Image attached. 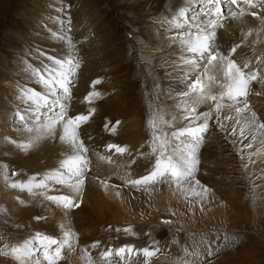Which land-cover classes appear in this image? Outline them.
I'll return each instance as SVG.
<instances>
[{
  "label": "rangeland",
  "instance_id": "rangeland-1",
  "mask_svg": "<svg viewBox=\"0 0 264 264\" xmlns=\"http://www.w3.org/2000/svg\"><path fill=\"white\" fill-rule=\"evenodd\" d=\"M182 7L189 9L188 17L191 18L193 15L199 14L201 3L198 0H0V118L3 116L1 113L3 107L6 106L5 109L10 107L4 120L2 133L0 132V191L6 193L3 195L0 192V236L2 238L0 264H13L11 260L17 263L18 261L11 254L6 255L5 253H8L11 247L35 237L36 233L55 236L53 233L54 226L59 228V231L56 232L58 239H63L65 233H71V236L68 237L71 248H65L62 251V259L58 260L57 264H73L72 257H74V251L77 248L75 246L80 244V240L83 242V238H80L81 233L76 231L75 225L72 226L74 221H78V219L85 221L84 225L87 230L84 229V231L87 233L82 234L86 239L90 241L97 239V234L100 231L102 234H108L109 243L106 246L108 248L104 249L111 250L112 255L105 257L106 250L102 254H95L94 248L90 247L88 254H86L89 259L92 258L93 264H135V262L141 261L142 246H137L134 243L145 242L143 238H150L156 231V226H163L164 233L158 240L159 242L157 241L152 247L155 251V254L150 258L152 264H213L209 261H214L215 264H226L228 261L227 254L232 251H249L250 249V254L248 252L236 256L239 262L233 264H264V169L256 174L251 172V174L246 175L242 172L241 165L232 163L229 156H234V154L240 158L244 156L247 164L253 161L252 151L247 150L251 147L245 148L244 143H242V140L253 134L249 133L248 135L245 131V137H242L239 134V128L241 123L251 121L252 112L257 114L258 121L264 122V92L260 91L261 88H264V68L251 64V61L248 60L249 67L245 71L259 73L257 79L249 84L248 95L238 97L237 102L225 99L221 102L225 105L221 108L223 114H218L219 116L212 114L213 117L208 118V128L200 134L203 139L195 152L199 161L194 172L195 175L188 177L179 187L169 176L159 178L157 182L147 186L134 187L129 183V181L147 175L153 170L155 159L159 154V150L156 153L152 151L153 147L156 146L154 134L165 139L167 129L171 128L172 123L176 125L175 122L177 121L178 127H181L184 123H191L190 121L194 119L192 116V118L187 117L185 121L179 122L185 118L186 112L180 114L181 118L178 120L175 119L174 114L163 112L162 106L165 100L157 99L162 91L160 90L162 88L161 80L156 69H154L158 54H153L156 51H150L151 47L148 46L150 43L148 41L149 32L153 33L152 42H155L161 33L165 35L164 40L167 39L166 41L170 43L180 42L176 36L180 30L172 27L169 21ZM241 11H243V15H240ZM233 12L238 17L235 19L244 20L242 23L246 27L242 31L235 27L234 18L230 15ZM252 12L258 14L256 19L252 15V17L250 16ZM224 16L227 19L220 20L224 26L223 29H217L216 39V46L222 53L228 55L229 50L234 45H239L231 56V58L236 59L237 55H245L241 51L246 53L244 47L251 44L255 49H252L251 55H264V47L261 48L257 44L260 39L257 36L264 33V4H257L256 7L243 3L238 6L226 4ZM207 19L210 18L201 17V22H206ZM166 22L167 25L164 28L163 24ZM100 24L101 27H99ZM103 30L107 40H104ZM184 30H187V26ZM260 40L262 43L264 42L263 39ZM111 47L117 48L119 54L122 51L125 56L129 54L130 58L127 60L130 61L131 65L137 66V69L131 67V70L133 72L135 70L134 75L137 78L140 76L143 79V84L148 83L150 75L159 82L155 81L151 85L153 90L149 92V96H152V101L148 104L149 108H145L143 104V108L138 107L139 114L142 113L146 116L147 111L150 112L149 125L141 124V134L134 135V132H131V137L122 143L115 141L114 137L105 140L107 146L102 148L103 139H98L95 133L87 132L95 126V121L98 118L104 122H101L99 128L106 129V133H112L111 128L113 126L116 131V129L126 125V120L122 122L126 118L117 116L120 115L121 111L118 106L120 97L117 94L122 91V88L115 85V82L122 79L121 73L117 71V58L109 59L103 54ZM183 53H185L184 50ZM53 57L58 60L71 58L80 64L76 75L71 78L70 98L64 101L67 105V115L74 117L76 114H88L91 109L99 110L96 117L94 116L95 112L92 113L88 122L81 124L78 129L79 137L88 149L86 153H82L88 160L84 170V183L81 185L86 190L71 196L74 202L79 205V207L71 209H66L45 199L48 195H66L65 190L72 191L73 189L67 184L47 181V187H34L32 192L10 186L13 183L27 184L32 177H35L32 183L37 184L46 174L55 170L63 171L60 167L61 162L68 156L74 155L68 143L63 142V146L58 144L59 138L57 137L62 134L61 126L56 128L54 136L41 139L27 151L18 147L19 143L27 141L33 135L24 129L23 123L18 117V114H23L26 120H29L31 112L35 108L32 101L27 100L26 93H30L31 90L47 93V89L34 75L33 70L39 69L44 72L46 69L55 68L56 65L50 59ZM97 57L101 62L99 61L94 68L95 79H85V89L78 91L80 88L79 78H83L85 69L89 67L88 65H92L90 61ZM238 58H242L239 62H245V57ZM157 66L159 70L164 71L165 67ZM187 69V67L183 70L171 68L174 72H180L178 76L182 78L181 81L186 83V85L183 83V86L185 88L187 86L186 89L189 91L190 79L186 76ZM195 75L192 74L191 79H195ZM97 79L100 82L93 84V81ZM117 79L120 80L117 81ZM253 83L259 86L258 91L251 86ZM101 90L106 91L107 97L115 102V105L111 106L112 111H109L107 106L101 107V109L94 107L98 98L105 97L102 94L101 97L93 96L86 99L90 92ZM138 91L140 92V90ZM144 95L146 97L148 92ZM162 96L161 94L160 98ZM245 102L250 106V110L236 112L235 109L243 108ZM89 103L92 106H84ZM228 104L231 106L226 107ZM175 108L173 106L172 109ZM78 109L82 111H78ZM41 110L44 111V109ZM183 110H187V108H182ZM226 117H230V119ZM241 120L243 121L241 122ZM237 121L240 123L237 124ZM203 122L204 117L201 116L198 123L201 125ZM32 126V123H29V127ZM234 127L237 129L235 135L232 134ZM179 133L180 135L175 138L176 142L174 141L173 146L169 145L170 150L171 147L175 150L176 157L182 150L181 148L186 147V145L191 147L194 144V138L190 133L183 131ZM254 134L257 135L252 144H264V130H260L258 127ZM137 136H139V140L134 141ZM132 143L137 147L140 145L139 148L132 149ZM109 145L125 147L126 151L122 154L117 153L115 148L109 149ZM210 147L214 149L210 150ZM205 150L206 153L203 156L202 151ZM48 156H53L57 160L52 162L50 166L44 167L42 161ZM182 157H187V154H183ZM114 160L119 161H116L118 164L126 163L129 166L127 167L126 164L123 166L116 165ZM226 160L228 162L224 163ZM120 167L124 169L127 167V170L133 167L137 173L133 171L130 175L127 173L125 175L123 171L126 169L121 171L122 168ZM199 180V184L190 189ZM94 182L102 183L106 187L105 190L94 187V191H90V186ZM2 188L3 190H1ZM205 188L209 190L207 193L204 192ZM167 190L186 191L185 199L195 202L194 205L199 210H193L187 215L169 209L171 203L166 197ZM139 194L146 195L144 198L146 201L150 200L153 211H149L151 205L148 209H129V195L140 196ZM5 199L16 208L13 210L15 215L17 214L16 218L3 203ZM123 200L126 201L127 206L122 203ZM47 202L50 205L49 210L44 204ZM28 205L29 207L25 208ZM39 207L40 209H38ZM125 208L129 209L130 212ZM52 209L54 213L51 211ZM80 214H83L82 217ZM116 214L119 216L116 217ZM22 217L25 218V221H21ZM118 217H120L119 220L116 219ZM126 228H129L130 231H124ZM117 229L123 232L120 233ZM136 230H141L140 238H135ZM126 242L134 244L133 248L136 250L117 255L114 247L118 244L127 245ZM181 257L182 259H180ZM34 259H39L40 264H47V261L43 260L41 251L35 252Z\"/></svg>",
  "mask_w": 264,
  "mask_h": 264
},
{
  "label": "snow or ice",
  "instance_id": "snow-or-ice-1",
  "mask_svg": "<svg viewBox=\"0 0 264 264\" xmlns=\"http://www.w3.org/2000/svg\"><path fill=\"white\" fill-rule=\"evenodd\" d=\"M198 2L201 3V9L198 15H193L189 18V9L182 7L177 10L169 23L175 29L180 30L176 36L184 52L188 54L186 57H182V63L188 68L186 76L190 78L188 85L189 92H185L184 95H189V93L195 94L194 102L197 104L213 102L216 111H219L225 107L221 103L225 99L236 102L238 97H246L248 95L249 84L256 80L259 75L258 72L245 71L249 67L248 62H237L231 58L239 45H234L229 50L228 55L222 53L216 46L217 29L223 28L224 26L220 20L227 19L224 16V6L226 4L238 6L243 3L256 7L257 4H264V0H256V2L254 0H198ZM243 14V11H241L240 15ZM230 15L234 19L238 18L234 12ZM251 15L255 17L258 14L252 12ZM201 17H208L210 19H207L206 22H201ZM185 26H187L186 31L184 30ZM50 59L56 65L55 68L46 69L44 72H41L39 69L33 70L34 75L38 77L40 83L47 89V93H40L36 90H31L30 93H26L27 100L32 101L35 108L32 110L29 120H26L23 114H18V117L23 123L24 129L29 133H33V135L27 141L19 143L18 147L27 151L34 147L41 139L54 136L56 128L62 125V134L59 139L70 145L74 155L68 156L67 159L61 162L60 167L63 171L55 170L50 174H46L37 184L32 183V180L35 179V177H32L27 184L13 183L10 186L20 188L22 191L27 189V191L32 192L34 187L45 188L47 187V181H55L59 184H67L73 191L79 192L81 185L84 183V170L88 163L86 156L82 153H86L88 149L84 146L83 140L80 139L78 129L81 124L88 122L92 113L95 112V109H91L86 115L78 114L74 117L67 115V105L64 101L70 98L71 78L76 75L80 64L74 62L71 58L58 60L53 57ZM210 72L212 73L211 75L209 74ZM192 74H196L195 79H191ZM99 82V80H96L93 81V84ZM215 86L222 89L218 94L213 92V87ZM61 93H63V96H61ZM99 95V92H90L86 99ZM41 109H44V111ZM235 110L238 113L247 111L250 110V106L245 102L243 108H236ZM190 111L194 113L196 109L192 108ZM210 115V112L196 115V120H199L201 116L204 117L203 124L195 128H186L183 130L192 135L194 144L191 145L188 156L182 157L179 161L168 154L167 139H162L154 134V144L156 146L153 147L152 151L156 153L159 150V154L155 159L153 170L147 175L129 181V183L134 187L141 185L147 186L154 184L159 178L169 176L177 187H179L188 177H192L199 163L195 152L203 139L200 134L207 130V120ZM251 115V121H246L239 128V134L242 137L250 125H256L258 123L259 129L264 130V122H258L255 112H252ZM226 118L230 119V117ZM29 123H32L33 126L29 127ZM150 123L152 122L150 121ZM239 123L237 121V124ZM111 131L115 132L114 126L111 128ZM236 132L237 129L235 127L232 128V134L235 135ZM172 135L175 136L177 134L173 133ZM12 142L16 143L15 141ZM108 147L109 149L115 148L116 152L121 154L126 151L125 147L118 145H109ZM247 147H251V145L249 144ZM196 183L199 184V181ZM208 191V189H204L205 193ZM45 199L55 202L66 209L79 207L69 195H48ZM124 231L127 232L130 229L126 228ZM69 236H71V233H65L63 239H58L54 236L36 233L35 237L23 241L20 245L11 247L9 252L5 254H11L19 264H40V260L34 259V255L36 251H41L43 260L47 261V264H57V261L62 259V251L65 248H71L70 240L68 239ZM37 244L39 245L38 248ZM132 251L133 246L125 245L117 249L116 254L123 255L126 252L131 253ZM142 251L149 257L155 254L154 251L148 248H144ZM111 255V250L104 253L105 257ZM209 255H211V252H209Z\"/></svg>",
  "mask_w": 264,
  "mask_h": 264
},
{
  "label": "bare ground",
  "instance_id": "bare-ground-1",
  "mask_svg": "<svg viewBox=\"0 0 264 264\" xmlns=\"http://www.w3.org/2000/svg\"><path fill=\"white\" fill-rule=\"evenodd\" d=\"M251 16V14H250ZM247 17V16H246ZM252 17V16H251ZM257 16H253L254 19H256ZM252 18V19H253ZM248 19V18H247ZM234 23H235V27L236 29L238 28V30H243V28H245L246 26H244V24L242 23V21L244 20H238V19H233ZM247 21V20H245ZM250 22V21H249ZM255 22V20H254ZM167 25V22L165 24H163V27L165 28V26ZM99 27H101V24L99 25ZM223 29V28H222ZM162 31V30H161ZM259 33V32H258ZM102 34H104V40H107V37H105V31L103 30L102 31ZM152 35L153 33L149 32L148 33V41L150 42L148 44L149 47H151L150 51H156L155 53L153 54H158L157 58H156V67L154 69H156V72H157V75L159 76V79L161 80V85H162V88L160 90H162L160 93H159V96L157 99H162L165 100V102H163V112H165L166 114H171L173 115L174 114V117L175 119H179L181 118V115L180 114H183L184 112H186V114H184V119L182 118L181 121L179 122H182V121H185V119L188 117H191L192 116L194 117L193 121H190L191 123H184L183 126L181 127H178L177 125V121L175 122L176 125H174V123L171 124V128L167 129V134H166V139H167V146H168V154L169 155H172L173 158L177 161H179L183 154H187L188 156V153L190 151V147L188 145H186V147L184 148H181L182 150H180V153L178 155V157H176V152L175 150H173V148L171 147V150L169 149V145L171 144V146H173V143L174 141L176 140L175 138L180 135L179 132H182L184 129L186 128H195V127H198L200 124L198 123V120L195 119V116L196 115H199L200 113H204V112H210L211 115L210 117H213L212 114H215L216 116L219 114V115H222L223 113L221 112V109L219 111H216L215 109V104L213 102H208V103H200V104H197L194 102V95L193 93H189V95H184L185 92H189L186 86H183V83H185L184 81H181L182 78H180L179 73L180 72H174L171 70L172 69H180V70H183L184 68H186L187 66H185L183 63H182V57H186L187 56V53H183V48L179 43H170L169 41H166L164 40L165 38V35L164 33H161L160 35H158V38L155 42H152ZM258 38L260 39H263L264 40V33H262L261 35L257 36ZM42 39V37H41ZM258 40L257 44L259 47H264V42L262 43L261 40ZM172 40V39H171ZM222 40V39H221ZM223 42V41H222ZM108 43V42H106ZM254 47L250 44V45H247L244 47L246 53L244 51H241V53H244L245 55H242V56H236V61L239 62L242 58H238V57H245L244 61L247 62L248 60L251 61V64H255L256 66H260L261 68H264V55H255V54H252V49ZM147 49V48H146ZM264 49V48H263ZM60 50V49H59ZM255 50V49H253ZM129 51V50H127ZM123 51L121 54L118 53V50L117 48H109L106 52H104L103 54L105 55V57L111 59V58H117L116 59V66H117V71L121 73L122 75V79H117L120 80L119 82H115V85L119 88H122V91L119 92L117 95H119L120 97V104L118 105L119 108H120V115H117V116H121V117H124L126 119L122 120V122H124L126 120V125H124L123 128H119V129H116L115 132H112V133H106V129H102V128H99L100 127V124L101 122H103V120L99 119L97 121H95V126L92 127L91 131L87 130V132H91V133H95L96 137L98 139H103V142L101 143V147H106L107 146V142L105 140H108V139H111L112 137H114L115 141H119V142H124L128 137H131V132H134V135H137V134H141V131H140V126L141 124H146L149 125V122H148V119H150V112L147 111V115L144 116V114H139L138 113V107L139 108H143L142 107V104L145 106V108H149L148 107V104L150 103V101H152V96H149V92L153 90V87L151 86L152 84H154L155 81L159 82L157 79H153V77L150 75L148 77V83L145 82V84H143V79L138 76L139 78L136 77V75H134V72L131 70V67H133V69H137V66L136 65H131V63H129L130 61L127 60L129 59V54L125 56V54L123 55ZM152 54V55H153ZM251 55V56H249ZM106 58V59H107ZM233 59V58H232ZM114 60V59H113ZM155 60V59H154ZM100 61V59L95 58V59H92L90 61V63H92V65H88L89 67H87V69H85L86 71L83 72V75L82 77L83 78H79V84H80V88L78 89V91H82L83 89H85V79H95V73L93 71L94 68L97 66L98 62ZM111 61V60H110ZM101 62V61H100ZM106 62V61H105ZM138 62V61H137ZM153 63V62H152ZM159 65L160 67L164 68V71H161L159 70L158 66ZM111 66V65H110ZM112 69V68H111ZM115 69V68H114ZM139 69V68H138ZM146 70V69H145ZM188 70V69H187ZM113 71V70H112ZM81 72V71H80ZM99 72V71H98ZM155 72V73H156ZM101 74V72H100ZM119 74V73H118ZM136 74V73H135ZM210 75L212 74L211 72L209 73ZM80 75V73H79ZM104 76V75H103ZM118 77V76H117ZM193 78V77H192ZM195 78V77H194ZM112 79V77H111ZM190 79V78H189ZM78 80V79H77ZM98 80V79H97ZM221 80H222V77H221ZM116 81V80H115ZM106 82V81H105ZM88 83V82H87ZM86 83V84H87ZM114 84V83H113ZM148 84V85H147ZM186 85V83H185ZM251 86H253V88L258 91L259 89V86L258 85H255V83L251 84ZM93 87V86H92ZM104 87V85H103ZM115 87V86H114ZM140 90V92L138 91ZM222 89H220L218 86H215L213 87V92L215 94H218ZM261 92H264V88H261L260 89ZM148 92V95L145 97V93ZM80 93V92H79ZM100 95H104L102 98L100 95L101 98H98L95 102H96V105L94 106L95 108H100L101 107H105L107 106L106 108L109 110V111H112L111 109V106H114L115 105V102L112 100V99H109L107 97V93L106 91H99ZM121 93V94H120ZM84 94V93H83ZM161 94L163 95L162 98L161 97ZM111 95V94H110ZM116 95V96H117ZM98 96V97H99ZM111 97V96H110ZM118 97V96H117ZM112 98V97H111ZM114 98V97H113ZM232 102V101H231ZM237 102V101H236ZM92 106L91 103L89 104H85L84 106ZM173 106H175L176 108L173 110ZM228 106H231V104L229 105H226V107ZM8 107V106H7ZM83 107V106H81ZM6 106L3 107V111L1 112L3 116H1L0 118V132L2 133V130H3V125H4V120L9 112V108L5 109ZM137 108V109H136ZM182 108H187V110H183L182 111ZM192 108H195L196 111L194 113H192L190 110ZM11 110V109H10ZM230 110V109H229ZM78 111H82L80 109H78ZM103 111V110H102ZM144 111V110H143ZM99 112V110H95V114L94 116L96 117L97 113ZM181 112V113H180ZM101 113V111H100ZM103 113V112H102ZM110 113V112H109ZM231 114V113H230ZM77 115V114H76ZM75 115V116H76ZM86 115V114H85ZM109 115V114H108ZM218 115V116H219ZM242 115V114H241ZM93 116V117H94ZM116 116V117H117ZM92 117V118H93ZM115 117V118H116ZM220 117H223V116H220ZM225 117V116H224ZM243 117V116H242ZM259 118V117H258ZM111 119V118H110ZM120 119V118H118ZM242 119V118H241ZM245 119V118H244ZM252 119V118H250ZM106 120V119H105ZM223 120V119H222ZM239 120V118H238ZM249 120V119H248ZM259 120V119H258ZM243 120H241L242 122ZM220 122V121H219ZM224 122V120L222 121ZM226 122V121H225ZM258 122H261V121H258ZM104 123V122H103ZM107 124H110V122H107ZM219 124V123H218ZM93 125V124H91ZM241 126H243V124L241 123L240 124ZM86 126V125H85ZM83 126V127H85ZM62 127V125H61ZM219 127V126H218ZM89 128V127H88ZM258 128V123L256 125H250V127L248 129H246L245 131L248 133L253 134V135H249L248 138H245L244 140H242V143H244V147L247 148V144H251V148L250 149H247V150H251L252 151V154L251 156L253 157V161L252 162H249L248 164L246 163V159L244 156H242L241 158L238 157L236 154L233 155H229L231 158V162L232 163H235V164H240V168L242 170V172L246 175H249L254 173L256 174L257 172L259 171H262L264 169V144H252L253 143V137H255L256 135L254 134V131H256ZM6 129V128H5ZM139 129V131H138ZM217 129V128H216ZM219 130H221L219 128ZM58 131V130H57ZM60 131V130H59ZM144 131V129H143ZM184 132V131H183ZM220 132V131H219ZM4 133H5V130H4ZM61 133H62V128H61ZM173 133H176L177 135H172ZM222 134V133H221ZM61 135V134H59ZM144 135V134H143ZM146 135V134H145ZM247 135V134H246ZM245 137V136H244ZM59 138V137H57ZM144 138V137H142ZM141 138V139H142ZM130 139V138H129ZM134 139V138H133ZM132 139V140H133ZM49 140V139H47ZM57 140V139H56ZM139 140V136L135 137L134 141H138ZM229 140V139H228ZM256 140V139H255ZM52 142V141H51ZM131 142V141H130ZM176 142V141H175ZM55 143V142H54ZM67 143V142H65ZM183 143V142H182ZM181 143V144H182ZM232 143V142H231ZM41 144V143H40ZM47 144V143H46ZM59 145H62L63 146V142L59 139ZM124 144V143H123ZM39 145V144H38ZM54 145V144H53ZM66 145V144H65ZM140 146V145H139ZM139 146H135L133 143H132V149H136L139 148ZM231 146V145H230ZM234 146V144H233ZM45 147V146H43ZM48 147V146H47ZM146 147V146H145ZM39 148V147H38ZM230 148V147H229ZM34 149V148H33ZM54 149V147H53ZM131 149V150H132ZM203 149H205V147H203ZM210 150H213L214 148H209ZM234 149V148H232ZM46 150V149H44ZM64 150H65V147H64ZM209 150V151H210ZM223 150V149H222ZM231 150V149H229ZM134 151V150H133ZM208 151V150H207ZM227 151V150H226ZM40 152V151H39ZM224 152H225V149H224ZM232 152V151H231ZM16 153V152H15ZM33 153V152H32ZM45 153V152H43ZM203 156H205V153H206V150L205 151H202ZM222 153V152H221ZM226 153V152H225ZM255 153V155H254ZM178 154V153H177ZM224 154V153H222ZM230 154V153H229ZM52 155V153H51ZM32 156V155H31ZM215 156V155H214ZM20 159V158H18ZM43 159V158H42ZM125 159V158H124ZM57 160V158H54L53 156H48V157H45L42 161V163L44 164V167H48L52 164V162H55ZM113 160V159H112ZM41 161V160H39ZM117 160H114V162L116 163ZM124 161V160H123ZM140 161V160H139ZM212 161V160H211ZM119 162V161H117ZM228 160H226L224 163H227ZM40 163V162H39ZM112 163V162H111ZM115 163H113V165H115ZM202 163H205V162H202ZM36 164V163H35ZM34 164V165H35ZM124 164V163H123ZM123 164H118L116 163V165H120V166H123ZM126 164V163H125ZM124 164V165H125ZM138 164V163H137ZM137 164H133L134 166H136ZM206 164V163H205ZM211 164V163H210ZM115 165V166H116ZM155 165V164H154ZM153 165V166H154ZM245 165H247V167H245ZM127 166V164H126ZM129 166V164H128ZM127 166V167H128ZM206 166V165H205ZM208 166V165H207ZM206 166V167H207ZM112 167V166H111ZM118 167V166H116ZM126 167V168H127ZM131 167V166H130ZM136 167H140L139 165L136 166ZM36 168V167H35ZM40 168V167H39ZM114 168V167H113ZM122 168V167H120ZM125 168V169H126ZM119 169V168H118ZM124 168L121 169V171H123ZM124 169V170H125ZM138 170V169H137ZM140 170V168H139ZM149 170V169H148ZM210 170V169H209ZM120 171V169H119ZM134 171L133 167L132 168H128V170L126 169L125 171H123V173L126 175H130L132 172ZM152 171V170H151ZM136 172V171H134ZM142 172V171H141ZM201 172V171H200ZM209 172V171H208ZM137 173V172H136ZM207 173V172H206ZM141 174V173H140ZM148 174V173H147ZM195 175V174H194ZM200 176V175H199ZM253 176V175H252ZM105 178V177H104ZM200 178V177H198ZM103 179V178H102ZM106 179V178H105ZM196 179V178H195ZM202 179V178H200ZM205 179V178H204ZM41 180V179H40ZM193 182V181H192ZM200 182V180H199ZM197 183H195L193 186L190 187L191 188H194L196 186ZM89 185V184H88ZM186 185V184H185ZM188 185V184H187ZM86 187V186H85ZM94 187L95 188H98V189H101V190H105V186L102 184V183H97V182H94L91 184L90 186V191H94ZM4 188V187H3ZM3 188L1 190H3ZM88 188V187H86ZM139 189V188H138ZM137 189V190H138ZM6 190V189H5ZM86 189H84L83 187H81L80 191H84ZM116 191V190H115ZM188 191V190H187ZM3 195H6L5 192L3 191H0ZM8 192V191H7ZM65 193L69 194L70 196L72 195H75L77 192L76 191H69V190H65L64 191ZM101 192V191H100ZM138 192V191H137ZM146 192V191H145ZM150 192V191H149ZM167 195L166 197L168 198L169 202L171 203L169 209H173V211H176V212H179L181 214H190L193 210H199L198 207L195 204V202H191V200L189 199H185V195H186V191H173V190H167ZM118 193L119 190H118ZM134 193V192H133ZM154 193V192H153ZM157 193V192H156ZM66 194V195H67ZM144 194V193H143ZM151 194V193H149ZM113 195V193H112ZM140 195V194H139ZM153 195V194H152ZM130 198H128V207L130 210H137V209H148L149 206L151 205V202L150 200H147L144 198V196L146 195H140V196H135V195H129ZM3 197V196H2ZM128 197V196H126ZM151 197V196H149ZM148 197V199H149ZM154 197V195L152 196ZM111 198V196H110ZM100 199V198H99ZM154 199V198H152ZM155 199H158L157 197H155ZM120 200V199H119ZM118 200V201H119ZM127 200V199H126ZM160 200V199H159ZM5 202H3L6 207L8 208V210L11 212V214H14V217L16 218L17 214L15 215V210L16 208L11 205L9 203V201H7L6 199L4 200ZM117 201V200H116ZM117 201V202H118ZM125 204V200H123ZM155 201V200H154ZM158 202V201H156ZM162 202V201H161ZM122 203H120L122 206ZM46 206H47V209L49 210L50 209V205L49 203H44ZM119 205V204H118ZM126 205V204H125ZM20 206V205H18ZM24 206V205H22ZM35 206V205H34ZM37 206V205H36ZM40 206V204H39ZM119 206V207H120ZM127 206V205H126ZM154 206V205H153ZM17 207V206H16ZM28 206H25V208H28ZM42 207V206H41ZM44 207V206H43ZM118 207V208H119ZM124 207V206H123ZM127 207V208H128ZM121 208V207H120ZM125 208L126 210H129ZM33 209V208H32ZM37 209V208H36ZM40 209V207L38 208ZM43 209V208H42ZM155 209V208H154ZM18 210V209H17ZM82 210V209H81ZM129 210V212H130ZM53 212V209L51 210ZM50 211V212H51ZM149 211H153V207L152 205L150 206V210ZM22 212V211H21ZM116 212V211H115ZM118 212V211H117ZM172 212V211H171ZM17 213V212H16ZM48 213V212H46ZM54 213V212H53ZM178 213V214H179ZM74 214V213H73ZM72 214V215H73ZM118 214V213H117ZM116 214V217L119 216ZM133 214V213H132ZM140 214V213H139ZM19 215V214H18ZM75 215V214H74ZM81 217L83 214H80ZM122 215V214H121ZM131 215V213H130ZM129 215V216H130ZM137 215V214H136ZM149 215V214H148ZM38 216V215H37ZM49 216V215H48ZM79 216V215H78ZM127 216V214H126ZM134 216V215H133ZM144 216H146L144 214ZM20 217V215H19ZM123 217H125L123 215ZM51 218V217H50ZM115 218V217H114ZM126 218V217H125ZM124 218V219H125ZM145 218V217H144ZM116 219H120V217L116 218ZM122 219V218H121ZM75 220V219H73ZM161 220V218H160ZM9 221H10V218H9ZM21 221H25V218H21ZM115 221V220H114ZM123 221V220H122ZM161 222V221H160ZM85 221L83 222L82 220H79L78 221H74V224L72 226L75 225L76 227V231L78 230L81 234V237L80 238H83V242L80 240V244L78 246H75L77 247L76 250L74 251V257H72V263L73 264H93L92 262V258L89 259V257L87 256L88 254V251H89V248L90 247H93L94 250H95V254H102L103 252H105L104 250L107 251V249H104V248H108L106 247L107 244L109 243V237H108V234H102L100 232H98L97 234V239H94L92 241L88 240L85 238V236H83L82 233L86 232L87 231H84L85 229V225H84ZM127 224V223H126ZM160 224V223H159ZM39 225V224H38ZM43 225H46V224H43ZM84 225V227H82ZM94 225V224H93ZM49 226V225H48ZM132 227V226H131ZM140 227V226H139ZM163 226H156V231H154L153 235L149 238L147 237L146 239L143 238V243L139 244V243H134L135 245L137 246H142V249L145 248H148L150 249L151 251H153L152 247L154 246V244L162 237L163 235V231L162 230ZM129 229V228H128ZM87 230V229H85ZM59 231V228H56L54 226V229H53V233L55 234L54 237H56V232ZM96 232V230H95ZM120 232V231H119ZM123 232V231H121ZM120 232V233H121ZM133 232V231H131ZM136 233H134L135 235V238H140L141 237V230H136L135 231ZM58 234V233H57ZM85 234V233H84ZM95 234V233H94ZM95 236V235H94ZM10 238V237H9ZM85 239V240H84ZM140 241V239H138ZM12 243H13V240H11ZM84 241H87V242H84ZM159 242V241H158ZM7 244V242H5ZM85 243V244H84ZM121 243V242H120ZM0 244H2V238L0 236ZM127 245H131L133 246L134 244H132L131 242H126ZM143 244V245H142ZM173 244V243H172ZM14 245V244H13ZM95 245V246H94ZM122 246H125V245H122V244H118L116 245L114 248L115 250L119 249L120 247ZM144 246V247H143ZM156 246V245H155ZM155 249V248H154ZM136 249L133 248V251H135ZM132 251V252H133ZM241 250H238V251H232L231 253L227 254L226 255V258H227V263L226 264H233L234 262H239L238 261V258H236V256L238 257V255L240 254H247L249 252H251V249L248 251H241ZM155 252V251H154ZM180 252V251H179ZM87 253V254H86ZM180 254V253H179ZM160 255V254H159ZM158 255V256H159ZM141 256V261H138V262H135V264H152V259H150L151 257L149 256H146L144 254V252H142V254L140 255ZM164 256V255H163ZM167 256V255H166ZM182 256V255H180ZM185 256V255H184ZM168 257V256H167ZM195 257V256H194ZM162 258V257H161ZM197 258V257H196ZM195 258V259H196ZM150 259V260H149ZM154 259V258H153ZM182 259V257L180 258ZM189 259V258H188ZM198 260V259H197ZM13 262V264L15 263L13 260H11ZM187 261V260H186ZM206 261V260H205ZM113 262V261H112ZM210 263H213L215 264L216 262L214 261H209ZM11 264V263H10ZM15 264H19V262L15 263ZM63 264V263H62ZM177 264V263H176ZM180 264V263H179ZM183 264V263H182ZM203 264H206V263H203ZM208 264V263H207ZM237 264V263H236Z\"/></svg>",
  "mask_w": 264,
  "mask_h": 264
}]
</instances>
